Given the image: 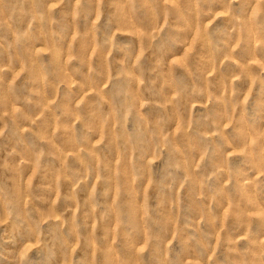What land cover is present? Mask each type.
<instances>
[{"label": "rangeland", "instance_id": "rangeland-1", "mask_svg": "<svg viewBox=\"0 0 264 264\" xmlns=\"http://www.w3.org/2000/svg\"><path fill=\"white\" fill-rule=\"evenodd\" d=\"M0 264H264V0H0Z\"/></svg>", "mask_w": 264, "mask_h": 264}]
</instances>
